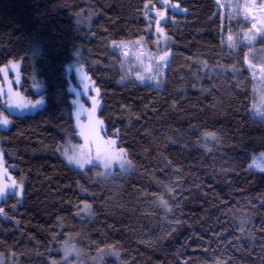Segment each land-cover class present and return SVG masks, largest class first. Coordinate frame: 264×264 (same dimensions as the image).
I'll return each instance as SVG.
<instances>
[{
  "label": "trees",
  "instance_id": "16d2710c",
  "mask_svg": "<svg viewBox=\"0 0 264 264\" xmlns=\"http://www.w3.org/2000/svg\"><path fill=\"white\" fill-rule=\"evenodd\" d=\"M161 1L0 0V82L1 68L20 61L22 88L45 99L0 128L24 183L21 200L9 194L3 204L0 264H64L69 241L86 264H264V171L249 169L264 151V120L252 112L249 46L228 47L217 0H172L181 10L165 20L173 44L161 88L140 82L112 44L152 39L149 5ZM75 65L99 89L126 174L98 177L61 156L80 141Z\"/></svg>",
  "mask_w": 264,
  "mask_h": 264
},
{
  "label": "rangeland",
  "instance_id": "374dc122",
  "mask_svg": "<svg viewBox=\"0 0 264 264\" xmlns=\"http://www.w3.org/2000/svg\"><path fill=\"white\" fill-rule=\"evenodd\" d=\"M224 17L229 20L226 44L231 49L244 43L249 46L245 56L252 94L253 115L264 120V0H217ZM163 8L149 5L150 13L147 32L153 38H142L136 42H115L112 47L123 58L128 74L142 83L161 88L170 56L172 37L166 29L169 9L181 10L179 1L162 0ZM232 21H238L237 28ZM260 47H256V45ZM154 50H153V49ZM159 51L161 53H159ZM22 62L12 61L1 68L0 82V128L9 129L12 125L11 115L24 116L40 111L45 105L42 96L32 98L22 88ZM75 78L70 77V91L73 94V118L76 135L80 141H68L61 149L65 162L80 170L91 169L93 175L102 177L106 174H126L131 169L125 151L117 146V138L106 134L103 120L99 116L101 98L94 80L83 67H73ZM36 93L43 91L42 85L33 86ZM71 158V159H70ZM249 169L264 171V151L254 154ZM14 165L8 164L0 145V216H4V201L9 194H15L21 200L24 192L22 179H17L13 172ZM120 176V175H119ZM86 218L92 219L91 205L84 204ZM62 246L64 264H86L87 258L82 249L72 242ZM69 251V252H68ZM99 256V255H98ZM101 257V255L99 256ZM97 257L98 259H100Z\"/></svg>",
  "mask_w": 264,
  "mask_h": 264
},
{
  "label": "bare ground",
  "instance_id": "6f19581e",
  "mask_svg": "<svg viewBox=\"0 0 264 264\" xmlns=\"http://www.w3.org/2000/svg\"><path fill=\"white\" fill-rule=\"evenodd\" d=\"M69 252V251H68Z\"/></svg>",
  "mask_w": 264,
  "mask_h": 264
},
{
  "label": "snow or ice",
  "instance_id": "6c2138e0",
  "mask_svg": "<svg viewBox=\"0 0 264 264\" xmlns=\"http://www.w3.org/2000/svg\"><path fill=\"white\" fill-rule=\"evenodd\" d=\"M71 159V158H70Z\"/></svg>",
  "mask_w": 264,
  "mask_h": 264
}]
</instances>
